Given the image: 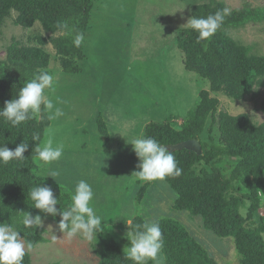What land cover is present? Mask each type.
Segmentation results:
<instances>
[{"label":"rangeland","instance_id":"obj_1","mask_svg":"<svg viewBox=\"0 0 264 264\" xmlns=\"http://www.w3.org/2000/svg\"><path fill=\"white\" fill-rule=\"evenodd\" d=\"M209 1L94 0L85 41L80 46L84 59L76 62L80 71L73 75L63 72L49 43L50 34L39 22L29 29L15 26L14 11L4 20L0 61L5 60L6 49L13 41L22 46H41L50 55L46 70L54 76V87L46 89L45 95L63 111L62 116L50 119L41 142L51 138L54 146L63 144V156L51 164L36 158L37 175L47 185L58 187L70 204L75 184L86 180L94 192L92 206L104 227L97 240L87 241L77 235L69 241L57 229L58 222L42 218L43 224L37 229L45 241L27 251L31 264H98L97 252L104 245L125 255L130 243L126 233L132 232L127 227L129 218H171L187 229L215 264H241L230 238L218 239L202 227L199 216L174 208L177 195L165 180L140 181L131 175L138 170L139 161L128 142L143 135L150 123L165 122L180 130L187 111L198 104L199 93L209 90L207 81L184 69L183 55L176 44L180 30L190 28L186 23L192 7ZM215 1L223 2L231 11L264 8V0ZM230 36L252 47L255 55L264 56V21L232 29ZM254 91L253 98L240 101L217 95V112L245 114L252 124L261 125L264 114L259 108L264 87ZM45 110L49 117L53 115ZM209 122L207 119L206 128ZM207 137L205 131L201 140L207 141ZM200 169L205 170V166L196 167L197 175ZM51 170L60 175L48 177ZM257 216L264 222V196ZM53 235L60 239L54 240Z\"/></svg>","mask_w":264,"mask_h":264},{"label":"trees","instance_id":"obj_2","mask_svg":"<svg viewBox=\"0 0 264 264\" xmlns=\"http://www.w3.org/2000/svg\"><path fill=\"white\" fill-rule=\"evenodd\" d=\"M93 4L94 0H0V35L4 20L12 11L16 13L15 26L29 29L39 22L50 34L49 43L56 50L63 72L78 74L80 67L76 62L82 61L84 54L80 46L73 45V39L78 32L84 34ZM225 7L223 2L210 0L193 6L191 16L206 17ZM262 21L264 8H242L232 10L209 40L198 42L197 32L191 28L180 30L176 44L183 55L184 69L207 81L209 90L199 93L198 104L187 111L180 130L165 122L150 123L143 134L167 145L182 169L179 176L164 179L177 195L174 208L199 216L202 227L218 239L230 238L241 257V264H264V222L257 216L261 196H264V123L256 126L245 114L231 116L217 112L216 96L240 101L248 96L253 98L254 89L264 87V56L255 55L252 47L241 45L230 36L232 29ZM60 22L66 23L68 29L61 31L58 28ZM56 33L62 35L53 36ZM6 51L5 60L0 61V108L5 101L16 98L26 81L40 70H46L50 60V55L41 46H22L13 41ZM259 109L264 114V98ZM207 119L210 122L206 128ZM49 124L44 106L32 119L16 127L0 117V145L14 149L21 142L28 143L25 159L0 163V222L12 224L33 246L45 240L37 228L23 225L26 212L51 221L60 219L59 215L52 217L35 209L29 198L33 187L49 186L37 175L35 164V146L41 144ZM98 124L103 125L100 120ZM205 131L207 141H202ZM101 132L106 135L103 129ZM33 134H38L39 140L33 141ZM188 140L199 142L200 155L188 149H173ZM200 165L205 166V170L200 169V175H197L196 167ZM50 187L58 199L56 207H69L70 202L60 189ZM143 222L133 220V224ZM155 222L159 223L163 234L165 264H215L207 250L183 225L171 218ZM103 247L97 252L98 264H134L115 247ZM23 264H31L28 253Z\"/></svg>","mask_w":264,"mask_h":264},{"label":"clouds","instance_id":"obj_3","mask_svg":"<svg viewBox=\"0 0 264 264\" xmlns=\"http://www.w3.org/2000/svg\"><path fill=\"white\" fill-rule=\"evenodd\" d=\"M229 15H231V9L225 7L206 17L191 16L186 24L198 33V42L209 40L222 27ZM58 28L64 31L68 29V25L60 22ZM84 41L85 35L78 32L74 36L73 45L79 47ZM53 87L54 76L47 70H40L31 80L23 84L16 98L5 101L4 106L0 108V117L16 127L38 114L42 105L48 111L53 112L50 119L62 116V109L55 108L53 102L45 95V90ZM32 140H39V135L33 134ZM128 143L131 144L139 161L136 165L138 170L131 173L138 180L163 181L166 177H177L181 174L182 169L178 167V162L168 146L157 139L141 135ZM27 150V142L17 144L14 149H9L4 144L0 145V163L7 164L12 160H23ZM63 151L64 145L54 146L51 138L42 145L35 146L36 157L44 164L59 161L63 156ZM59 175V171L51 170L47 176L53 178ZM93 197L92 186L83 179L75 184L71 194V204L65 209L56 207L58 199L50 186L39 184L29 192V198L34 202L35 209L52 217L60 216L56 227L69 241L77 235L87 241H92L93 238L97 240V235L104 231L103 220L92 206ZM22 223L25 227L37 228L42 226L43 220L39 214L32 215L26 212ZM48 227L52 229L51 225ZM127 227L132 228L133 231L126 233L130 243L125 252V258L133 261L134 264H148V261H152L153 264H163L164 239L159 223L145 220L141 224H133V219L129 218ZM20 233L12 224L0 222V264H23L27 251L33 245L26 242ZM53 239L60 238L53 235ZM57 254H60L59 249Z\"/></svg>","mask_w":264,"mask_h":264},{"label":"water","instance_id":"obj_4","mask_svg":"<svg viewBox=\"0 0 264 264\" xmlns=\"http://www.w3.org/2000/svg\"><path fill=\"white\" fill-rule=\"evenodd\" d=\"M181 148L194 151L198 155L201 154V147L197 140H188L173 147V149H181Z\"/></svg>","mask_w":264,"mask_h":264}]
</instances>
